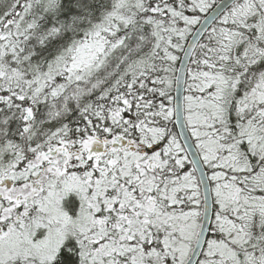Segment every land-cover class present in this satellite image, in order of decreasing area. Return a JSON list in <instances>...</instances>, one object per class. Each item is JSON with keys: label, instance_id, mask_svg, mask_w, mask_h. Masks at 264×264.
I'll return each instance as SVG.
<instances>
[{"label": "snow or ice", "instance_id": "snow-or-ice-1", "mask_svg": "<svg viewBox=\"0 0 264 264\" xmlns=\"http://www.w3.org/2000/svg\"><path fill=\"white\" fill-rule=\"evenodd\" d=\"M0 264H264V0H0Z\"/></svg>", "mask_w": 264, "mask_h": 264}]
</instances>
